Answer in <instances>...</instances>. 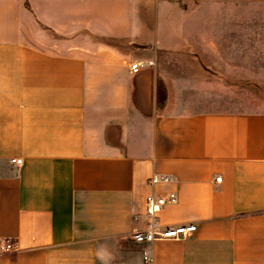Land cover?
<instances>
[{
	"label": "crops",
	"instance_id": "0c3cea01",
	"mask_svg": "<svg viewBox=\"0 0 264 264\" xmlns=\"http://www.w3.org/2000/svg\"><path fill=\"white\" fill-rule=\"evenodd\" d=\"M170 2L264 4L0 0V246L12 244L0 264H264V110L162 113L156 101L160 83H177L171 61L188 84L202 48L226 61L218 37L238 39L246 16L214 15L222 29L203 41L199 24L166 35L148 9ZM86 31L102 40L91 51ZM152 175L171 182L150 186ZM151 192L178 197L163 226L196 232L135 242Z\"/></svg>",
	"mask_w": 264,
	"mask_h": 264
},
{
	"label": "rangeland",
	"instance_id": "374dc122",
	"mask_svg": "<svg viewBox=\"0 0 264 264\" xmlns=\"http://www.w3.org/2000/svg\"><path fill=\"white\" fill-rule=\"evenodd\" d=\"M148 11L164 14L165 17L160 23L166 30V35L172 34L175 24L178 26L182 24L186 29L190 26L195 28L196 24L201 25L196 36L202 41L205 35L210 36L216 30L219 34L222 29L221 21L212 20L215 18L214 15L228 12L244 13L246 16L245 31L238 39L228 33V37L223 38L225 42L221 45L222 43H219L221 37H218L217 47L222 50L227 62L221 60L210 62L213 54L205 52L203 48L196 54L198 68L196 75L191 72V76L199 83H185L183 75L187 71L174 68L172 61L169 63V72L177 83L170 84L169 81H165L159 84L156 101L161 107L160 112L264 110V78L257 75L264 68V20L253 19L254 14L264 12V4L245 3L230 6L219 2H170L158 8L150 7ZM85 34L86 50L92 49L94 44L102 43V40L93 37L87 31ZM65 39L76 43V33ZM104 43L107 42L104 40ZM90 51H86V54H91ZM188 55H182L181 58L184 59ZM186 64L188 65V61H185ZM210 64L217 65L218 68H205V65ZM176 65H179L178 62ZM228 65L233 68H228Z\"/></svg>",
	"mask_w": 264,
	"mask_h": 264
},
{
	"label": "built area",
	"instance_id": "2783aa9c",
	"mask_svg": "<svg viewBox=\"0 0 264 264\" xmlns=\"http://www.w3.org/2000/svg\"><path fill=\"white\" fill-rule=\"evenodd\" d=\"M145 64L141 62L133 63L130 69L133 72L145 68ZM11 162L17 166L22 165L21 158L12 159ZM220 181V178L217 179ZM171 178L162 175H152L148 179V185L156 186L160 183H169ZM178 201L176 193L171 192L165 195H158L154 192L149 193L145 197L143 211L133 214L132 222L140 224L133 231L132 238L137 243L152 244L156 241L166 240H182L191 237L197 230L195 224H185L174 227L163 226L159 221L160 212L167 206L175 205ZM12 249V244H2L1 252H8ZM145 260L148 263L152 262L150 256H146Z\"/></svg>",
	"mask_w": 264,
	"mask_h": 264
}]
</instances>
